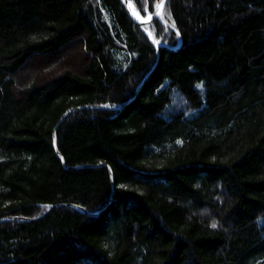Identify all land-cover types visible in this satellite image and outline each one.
I'll use <instances>...</instances> for the list:
<instances>
[{
	"label": "trees",
	"instance_id": "16d2710c",
	"mask_svg": "<svg viewBox=\"0 0 264 264\" xmlns=\"http://www.w3.org/2000/svg\"><path fill=\"white\" fill-rule=\"evenodd\" d=\"M162 14L0 0V264H264V0Z\"/></svg>",
	"mask_w": 264,
	"mask_h": 264
},
{
	"label": "water",
	"instance_id": "95a60500",
	"mask_svg": "<svg viewBox=\"0 0 264 264\" xmlns=\"http://www.w3.org/2000/svg\"><path fill=\"white\" fill-rule=\"evenodd\" d=\"M125 6H126V9L128 11V13L130 14V16L147 32L148 36L153 40H159L158 39V36L152 31L151 29V25H152V21L157 18L158 16L155 14H153L150 18H148L147 21H139L135 14H134V6L131 2V0H123ZM166 0H164V4H165ZM157 11V10H156ZM161 13L163 11V8L160 10ZM151 33V35H150ZM160 41V40H159ZM155 43V42H154ZM164 46V44L160 41L159 44L155 43V47L158 51V59H159V54H160V49L161 47ZM157 64H155V66L151 69V71L149 72V74L147 75V77L145 78V80L143 81L141 87L144 85V83L146 82V80L148 79L149 75L151 74V72L154 70V68L156 67ZM140 90V89H139ZM92 109V108H105V109H112V110H115V111H119L122 107H114V106H111V105H88V106H81L79 108H76V109H73V110H70V111H67L66 114L62 117V119L60 120L58 126L56 127L55 131H54V139H56V135H57V129L58 127L61 125V123L70 115V113H72L73 111L75 110H78V109ZM55 149L57 150V153L58 155L61 157V159L64 161V158L61 156L60 152L58 151V148H57V145L55 143ZM83 167H91V166H80V167H77V168H83ZM110 171H111V174H112V178L113 177V172H112V169L110 168ZM113 186H114V179H113ZM56 206H52L45 214L49 213V211L54 208ZM86 214L88 215H97V213H88L86 211H84ZM44 214V215H45ZM2 221H5L4 219L3 220H0V222Z\"/></svg>",
	"mask_w": 264,
	"mask_h": 264
},
{
	"label": "snow or ice",
	"instance_id": "6c2138e0",
	"mask_svg": "<svg viewBox=\"0 0 264 264\" xmlns=\"http://www.w3.org/2000/svg\"><path fill=\"white\" fill-rule=\"evenodd\" d=\"M163 7H164V0H160V3H158V4L156 5V9H157V11H156V15H157L161 20H164L165 24H167V20H165L164 15H163V14L161 13V11H160ZM145 11H146V9H145ZM169 15H170V14H169ZM150 16H151V14H149V17H150ZM141 19H142V18H141ZM171 27H172V28H175V23H174V22L171 24ZM175 34H176L177 36L180 35L179 31H177ZM150 35H151V33H150ZM154 42L157 43V44L160 43L159 40H155ZM212 227L215 228V227H217V225L214 223V224H212Z\"/></svg>",
	"mask_w": 264,
	"mask_h": 264
},
{
	"label": "bare ground",
	"instance_id": "6f19581e",
	"mask_svg": "<svg viewBox=\"0 0 264 264\" xmlns=\"http://www.w3.org/2000/svg\"><path fill=\"white\" fill-rule=\"evenodd\" d=\"M134 14L136 16V18L139 20V21H146L144 18H142L141 14L139 13L138 10H134ZM142 18V19H141Z\"/></svg>",
	"mask_w": 264,
	"mask_h": 264
},
{
	"label": "rangeland",
	"instance_id": "374dc122",
	"mask_svg": "<svg viewBox=\"0 0 264 264\" xmlns=\"http://www.w3.org/2000/svg\"><path fill=\"white\" fill-rule=\"evenodd\" d=\"M156 10H157V9H156ZM139 13H140V12H139ZM140 14H141V13H140ZM141 16H142V18H144V19L147 21L148 18H150L152 15L149 17V15H148V16H143V15L141 14Z\"/></svg>",
	"mask_w": 264,
	"mask_h": 264
}]
</instances>
